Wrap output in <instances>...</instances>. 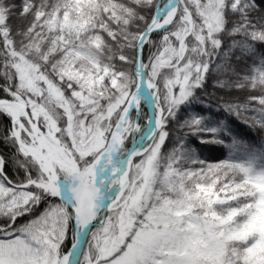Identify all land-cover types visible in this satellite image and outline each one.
<instances>
[{"label": "snow or ice", "instance_id": "snow-or-ice-1", "mask_svg": "<svg viewBox=\"0 0 264 264\" xmlns=\"http://www.w3.org/2000/svg\"><path fill=\"white\" fill-rule=\"evenodd\" d=\"M0 264H264V0H0Z\"/></svg>", "mask_w": 264, "mask_h": 264}]
</instances>
